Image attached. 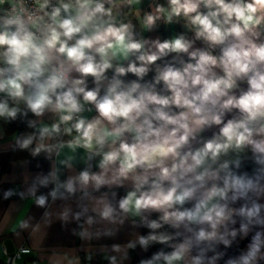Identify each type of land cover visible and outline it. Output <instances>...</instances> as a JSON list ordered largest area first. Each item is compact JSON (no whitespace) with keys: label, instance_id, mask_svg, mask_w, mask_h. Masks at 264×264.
Returning a JSON list of instances; mask_svg holds the SVG:
<instances>
[{"label":"clouds","instance_id":"obj_1","mask_svg":"<svg viewBox=\"0 0 264 264\" xmlns=\"http://www.w3.org/2000/svg\"><path fill=\"white\" fill-rule=\"evenodd\" d=\"M141 3L0 0V120L32 129L14 150L52 162L26 193L40 208L79 194L58 219L81 240L147 229L111 245L121 264L154 244L139 264H264V0ZM161 22L185 31L143 34Z\"/></svg>","mask_w":264,"mask_h":264},{"label":"crops","instance_id":"obj_2","mask_svg":"<svg viewBox=\"0 0 264 264\" xmlns=\"http://www.w3.org/2000/svg\"><path fill=\"white\" fill-rule=\"evenodd\" d=\"M157 3L164 4L166 0H142L141 5L137 7L143 15V12L151 11L150 4L154 8ZM133 22L136 23L137 31L140 32L139 22L135 20ZM181 24L174 23L165 27L161 22L157 31L143 34L152 38H170L185 31ZM86 115L91 114L86 113ZM44 119L46 123H51L54 118L46 116ZM13 135L5 134V129L0 121V261H4L5 254H12L26 247L30 252L21 256L19 264H68V259L71 257H78L80 264H109L106 259V256L109 255H117L118 264H121L120 254L112 252L111 245H124L128 241L134 240L136 234H142V227H132L130 222H126L115 236L94 238L88 241L81 240L74 234V231L79 229L77 222L71 220V213L70 222L67 224L58 219V213L64 207L70 206L73 212L79 210L77 208L79 194H77V198L68 201L57 200L54 203L49 198L47 208L37 207L33 198L27 195L26 190L37 174L47 175L52 162L46 160L43 153L34 158L28 150H14ZM82 167V164L77 163V170ZM61 171L63 173L61 179L69 174L66 169L62 168ZM50 187L51 185L49 188H40L37 194H46ZM9 189L15 190L17 194L5 199L4 192ZM21 192L25 193L24 198L18 195ZM120 195H123V190H120ZM45 211L52 214L50 223H45L43 219ZM21 220H28L32 226L39 223L40 229L38 231H33L32 227L20 229L18 222ZM246 244L247 240L240 241L238 238V244L234 243L232 248L226 250L227 256L238 255ZM150 247L144 250L137 246L135 250H128V259L124 260L122 264H131L134 256L142 257ZM218 264H224V261L221 260Z\"/></svg>","mask_w":264,"mask_h":264},{"label":"trees","instance_id":"obj_3","mask_svg":"<svg viewBox=\"0 0 264 264\" xmlns=\"http://www.w3.org/2000/svg\"><path fill=\"white\" fill-rule=\"evenodd\" d=\"M129 78H134V77H129ZM29 118H31V116ZM1 124L3 128L5 129L6 135H9V134L20 135V134H24V133H28L32 131V129L27 128L25 123H22L19 120L16 122H11V123H5L4 121L1 120ZM153 218L155 217L153 216ZM147 231H148L147 229L142 228V234H146ZM162 247H166V246H162L159 244L151 245L150 249L142 257L138 258L134 256L131 261V264H139L140 260L149 258L154 252H156Z\"/></svg>","mask_w":264,"mask_h":264},{"label":"built area","instance_id":"obj_4","mask_svg":"<svg viewBox=\"0 0 264 264\" xmlns=\"http://www.w3.org/2000/svg\"><path fill=\"white\" fill-rule=\"evenodd\" d=\"M21 249H28V248L24 247ZM21 249H19L18 251L14 252L12 254H5V259H4V261H0V264H19L18 261L21 259V256L24 255V253L21 252ZM29 252H30V250L28 251V253Z\"/></svg>","mask_w":264,"mask_h":264}]
</instances>
